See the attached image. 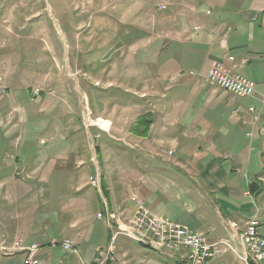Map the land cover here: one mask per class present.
Wrapping results in <instances>:
<instances>
[{"label": "crops", "instance_id": "0c3cea01", "mask_svg": "<svg viewBox=\"0 0 264 264\" xmlns=\"http://www.w3.org/2000/svg\"><path fill=\"white\" fill-rule=\"evenodd\" d=\"M160 10L157 32L132 53L130 76L134 71L143 81L151 105L136 116L135 128L142 116L148 125L141 140L128 137L127 147L98 143L93 153L71 139L79 96L69 92L54 101L16 87L0 92V240L40 245L37 264L89 262L94 247L109 238L106 220L96 215L107 208L125 219L134 196L210 242L232 245L234 251L225 246L209 264L241 260L238 234L254 212L264 231V0H160ZM212 61L253 79L254 95L239 97L210 83ZM76 92L84 95L79 86ZM251 105L259 114L255 122ZM109 150L115 151L111 164ZM89 175L101 190L89 184ZM65 238L76 243L79 256L57 259L46 246ZM116 239L109 264L166 262L140 250L146 245ZM17 254L0 252V261L23 264L24 254Z\"/></svg>", "mask_w": 264, "mask_h": 264}, {"label": "rangeland", "instance_id": "374dc122", "mask_svg": "<svg viewBox=\"0 0 264 264\" xmlns=\"http://www.w3.org/2000/svg\"><path fill=\"white\" fill-rule=\"evenodd\" d=\"M160 12V0H0V92L9 93L16 87L54 101H63L69 92L79 96L81 110L72 117L71 139L84 142L93 153L98 143L125 144L128 137L141 140L148 125L136 122L135 128L136 116L151 105L146 102L143 81L134 77V71L130 76L135 67L132 53L157 32ZM77 86L84 95L76 92ZM153 89L158 91V85ZM114 109L120 114L113 116ZM101 118L109 122L107 128L104 122L101 126L94 123ZM115 151L126 153L119 147ZM115 151H107L109 164ZM256 200L259 203L261 196ZM110 211L126 223L120 212ZM121 235L157 249L126 233ZM46 246L57 259L72 255L60 243ZM146 246L140 250L151 258L167 257L165 264H188L180 256L181 261L174 262L167 253ZM241 260L237 264H244Z\"/></svg>", "mask_w": 264, "mask_h": 264}, {"label": "built area", "instance_id": "2783aa9c", "mask_svg": "<svg viewBox=\"0 0 264 264\" xmlns=\"http://www.w3.org/2000/svg\"><path fill=\"white\" fill-rule=\"evenodd\" d=\"M229 58L233 59L232 56ZM206 79L216 87L239 97H251L255 93L253 79L227 70L217 61L211 62ZM249 110L253 112V122L257 121L259 114L256 107L251 105ZM94 123L101 126L97 121ZM248 135L252 136V133ZM89 184L101 190L100 182L95 176L89 177ZM132 202V212L126 218V223L121 221L118 215H114V211L107 208L102 215H97L99 219L106 220L109 239L105 245L96 246L92 259L83 264H109L114 261L115 253L110 248V241L119 233H127L139 241L151 243L152 247L160 251H169L168 253L185 259L188 264H209L210 260L225 252V242L220 240L210 242L202 232L193 230L178 220L153 212L143 200L135 196ZM238 240L242 249L240 253L246 258V264L250 262L264 264V231L259 230L257 212L249 217L245 227L238 234ZM54 243H60V247L65 252L80 255L78 246L70 239L50 244L54 245ZM39 248L40 245L36 243L26 245L19 239L11 244L0 240V252L23 253V264H37L36 253Z\"/></svg>", "mask_w": 264, "mask_h": 264}, {"label": "bare ground", "instance_id": "6f19581e", "mask_svg": "<svg viewBox=\"0 0 264 264\" xmlns=\"http://www.w3.org/2000/svg\"><path fill=\"white\" fill-rule=\"evenodd\" d=\"M99 123L101 125H104L103 122H99ZM98 215H102V213H98ZM121 234H125V233H119L118 235H115V239H116L117 236H119ZM131 237L134 238L133 236H131ZM115 239H111V241H110V248H112V252H114V248H115ZM134 239H136V238H134ZM221 242H225V246L229 247L230 249H232L234 251L232 245L228 241H221ZM238 256H239L240 259H242L244 262H246V258L244 256H242V253H239Z\"/></svg>", "mask_w": 264, "mask_h": 264}, {"label": "trees", "instance_id": "16d2710c", "mask_svg": "<svg viewBox=\"0 0 264 264\" xmlns=\"http://www.w3.org/2000/svg\"><path fill=\"white\" fill-rule=\"evenodd\" d=\"M139 121H140V123H144L145 122V119H144V116H142V117H140L139 118ZM149 122V121H148ZM254 183H251V185H250V189H251V191L254 193L255 192V188H254ZM250 264V263H249Z\"/></svg>", "mask_w": 264, "mask_h": 264}]
</instances>
